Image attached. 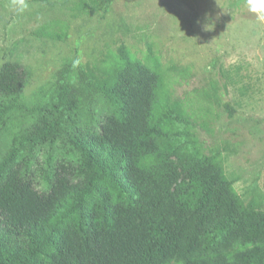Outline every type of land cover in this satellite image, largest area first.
Listing matches in <instances>:
<instances>
[{"label":"trees","instance_id":"trees-1","mask_svg":"<svg viewBox=\"0 0 264 264\" xmlns=\"http://www.w3.org/2000/svg\"><path fill=\"white\" fill-rule=\"evenodd\" d=\"M93 76L100 120L81 124L68 102L76 162L36 168L21 143L0 156V264H264V199L246 205L216 154L199 153L188 181L171 158L168 113L184 111L159 63L121 46L113 71ZM27 77L18 61L1 66L0 112ZM41 122L29 142L55 130Z\"/></svg>","mask_w":264,"mask_h":264},{"label":"rangeland","instance_id":"rangeland-1","mask_svg":"<svg viewBox=\"0 0 264 264\" xmlns=\"http://www.w3.org/2000/svg\"><path fill=\"white\" fill-rule=\"evenodd\" d=\"M80 1L0 0V68L18 61L28 71L20 101L1 108L0 156L21 143L36 168L76 162L68 102L81 124L98 122L105 101L93 75L111 73L126 46L137 59L159 63L183 106L184 116L169 111L164 135L182 179L189 180L199 153L216 154L244 203L262 201L264 21L245 0H84L89 12L75 16ZM206 14L212 31L197 23ZM62 27L64 40L37 36ZM227 72L234 79L228 87ZM42 120L55 130L29 142Z\"/></svg>","mask_w":264,"mask_h":264},{"label":"clouds","instance_id":"clouds-1","mask_svg":"<svg viewBox=\"0 0 264 264\" xmlns=\"http://www.w3.org/2000/svg\"><path fill=\"white\" fill-rule=\"evenodd\" d=\"M244 6L257 20L264 21V0H245ZM197 23L202 24L204 31H212L215 27L214 21L207 14L203 22L197 21Z\"/></svg>","mask_w":264,"mask_h":264}]
</instances>
